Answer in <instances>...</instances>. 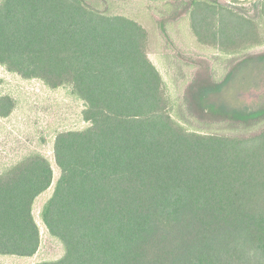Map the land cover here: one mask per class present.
I'll return each mask as SVG.
<instances>
[{
  "label": "trees",
  "instance_id": "16d2710c",
  "mask_svg": "<svg viewBox=\"0 0 264 264\" xmlns=\"http://www.w3.org/2000/svg\"><path fill=\"white\" fill-rule=\"evenodd\" d=\"M112 6L0 1V65L53 89L70 86L88 123L55 136L56 181L38 151L0 172V256L37 254L35 206L54 185L40 219L64 254L33 264H264V129L231 136L186 128L184 100L177 119L149 58L148 30ZM188 11L202 43L262 42L256 20L219 0H188ZM15 107L0 96L1 118ZM215 112L241 123L262 113Z\"/></svg>",
  "mask_w": 264,
  "mask_h": 264
},
{
  "label": "rangeland",
  "instance_id": "374dc122",
  "mask_svg": "<svg viewBox=\"0 0 264 264\" xmlns=\"http://www.w3.org/2000/svg\"><path fill=\"white\" fill-rule=\"evenodd\" d=\"M109 1L114 11L136 18L148 30L149 58L165 80L177 119V108L184 100L186 128L231 136H249L264 129L263 0H219L260 25L262 42L240 48L200 42L192 27L188 0L178 9L166 1ZM6 94L16 100V107L8 117H0V172L25 154L38 151L52 162L56 181L59 169L53 152L54 138L60 131L88 126L83 118L84 102L73 95L70 86L53 89L41 80L24 79L0 65V96ZM221 106L231 112L262 113L257 119L241 123L216 113ZM53 191L54 185L36 202L35 215L42 232L37 254L32 258L0 256V264H33L62 257V243L49 235L40 219L41 207Z\"/></svg>",
  "mask_w": 264,
  "mask_h": 264
}]
</instances>
